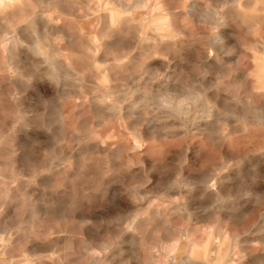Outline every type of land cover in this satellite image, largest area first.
<instances>
[{
  "label": "clouds",
  "instance_id": "1",
  "mask_svg": "<svg viewBox=\"0 0 264 264\" xmlns=\"http://www.w3.org/2000/svg\"><path fill=\"white\" fill-rule=\"evenodd\" d=\"M0 264H264V0H0Z\"/></svg>",
  "mask_w": 264,
  "mask_h": 264
}]
</instances>
